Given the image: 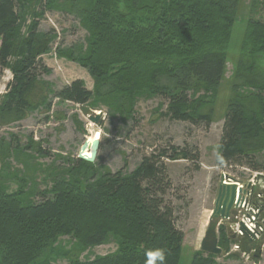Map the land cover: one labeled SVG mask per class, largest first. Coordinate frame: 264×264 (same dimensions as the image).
Returning a JSON list of instances; mask_svg holds the SVG:
<instances>
[{"label":"trees","instance_id":"obj_1","mask_svg":"<svg viewBox=\"0 0 264 264\" xmlns=\"http://www.w3.org/2000/svg\"><path fill=\"white\" fill-rule=\"evenodd\" d=\"M241 4L242 0H0V83L5 71L12 73L6 92L0 94V127L24 120L41 104L35 102L37 91L44 75L52 73L43 56L53 50L57 33L53 28L43 32L40 24L53 12L73 17L86 30L84 41L61 42L55 50L58 57L87 69L93 87L76 79L49 88L51 99L42 97L49 110L57 99L106 109L111 120L130 124L137 120L139 102L161 99L160 118L209 127L227 73L224 38L238 21ZM249 9L216 162L263 172L264 0H251ZM168 146L153 149L133 169L125 165L112 171L99 156L89 162L53 155L33 134L26 143L14 135L7 141L1 138L0 264H41L42 251L61 236L71 237L74 247L53 246L45 264L61 258L69 260L67 264H148L147 253L157 249L164 251L166 264H180L186 256L185 233L177 225L176 206L168 200L172 181L166 161L182 158L195 163L200 157L188 145ZM38 158H50L51 163L44 169ZM111 242L116 251L80 258ZM233 242L221 226L219 245L228 252ZM217 258L198 250L189 264H222Z\"/></svg>","mask_w":264,"mask_h":264},{"label":"rangeland","instance_id":"obj_2","mask_svg":"<svg viewBox=\"0 0 264 264\" xmlns=\"http://www.w3.org/2000/svg\"><path fill=\"white\" fill-rule=\"evenodd\" d=\"M250 2L251 0H242L239 19L233 25L230 34L224 38L228 54L227 73L217 99L215 121L209 127H197L185 122L160 118L161 111H158V107L162 102L161 99L139 102L137 120L130 124H124L118 118L111 120L106 109H97L105 112L103 127L91 122L82 113V106L72 102H59L54 99L52 108L49 110L44 106V101L42 102V97L43 100L45 96L51 99L49 88H58L76 79L84 80L88 88L93 87V79L87 69L77 62L58 57L55 50L61 42L69 45L72 42L84 41L86 30L73 17L53 12L47 13L40 24V29L43 32H48L53 28L57 33V38L53 42L51 41L53 50L43 56L44 62L52 69V73L44 75L43 83L40 84L37 91L38 98L36 97L35 102L41 104L35 107L24 120L0 127V139L7 141L14 135L17 140L26 143L28 136L33 134L35 140L42 141V146L51 154L70 158L78 156L86 141L89 146L85 155L90 156L92 143L99 138L103 145L98 153L100 162L112 171L125 165H128L129 169H133L144 155L158 147L168 148L170 143L180 147L188 145L190 148H196L200 159L195 163L182 158L166 161L168 174L172 181V190L168 193V200H171L176 206L177 225L185 233L184 243L187 257L184 255L180 264H189L192 253L201 250V242L205 237L215 208L223 174L230 176L233 180L232 183L248 184L254 180L257 183V189L260 190L264 187V171H255L246 166H237V164L220 167L216 162L222 136L223 118L231 97V76L235 70L236 61L242 53L243 43L248 32L247 19ZM11 79V71H5L0 83V94L6 92ZM39 90H41L40 93ZM37 161L44 163V169L51 163L50 158H38ZM13 165L22 167L19 164L15 165V162ZM44 175L46 173H40L42 176L40 180L43 181ZM12 187L16 188V186ZM40 188H44V185ZM223 225L219 224V232ZM55 240H58L56 244L53 245L55 243L53 242L42 251V255L38 259L39 263H47L46 260L52 252L53 246L58 245L65 250L74 247L75 241L71 237L61 236ZM254 246L256 252L260 249L257 263L253 262L252 257L248 258L244 255L242 251H232L231 246L229 253L222 247L223 253L217 255V259L222 264H264V235ZM116 249L117 245L111 242L83 252L82 255L80 254V258L87 259L96 255H107ZM68 262L69 260L66 258H61L55 264H67Z\"/></svg>","mask_w":264,"mask_h":264},{"label":"water","instance_id":"obj_3","mask_svg":"<svg viewBox=\"0 0 264 264\" xmlns=\"http://www.w3.org/2000/svg\"><path fill=\"white\" fill-rule=\"evenodd\" d=\"M82 113L89 118V120L100 127L105 125V119L103 118L105 113L102 110H94L88 105L81 107ZM101 140L95 139L91 146V155H85L89 143L86 141L78 154L80 159L95 162L98 156ZM237 185L234 183H225L224 180L219 184L218 195L215 203V208L210 218V223L205 233V237L201 242V251L214 255H221L223 249L219 246V222L220 220H226L230 217L232 209L234 207V201L236 197ZM227 227V234L230 239H235L236 235L231 229V223L223 221ZM245 249H243L244 251ZM260 256V249L255 253L254 258L257 260Z\"/></svg>","mask_w":264,"mask_h":264},{"label":"built area","instance_id":"obj_4","mask_svg":"<svg viewBox=\"0 0 264 264\" xmlns=\"http://www.w3.org/2000/svg\"><path fill=\"white\" fill-rule=\"evenodd\" d=\"M222 179L225 183L233 182L226 174H223ZM236 184L235 213L232 215L235 221L233 230L239 237L259 239L264 234V187L257 189L254 180L248 184L241 182ZM232 250L239 251L240 245H233Z\"/></svg>","mask_w":264,"mask_h":264},{"label":"clouds","instance_id":"obj_5","mask_svg":"<svg viewBox=\"0 0 264 264\" xmlns=\"http://www.w3.org/2000/svg\"><path fill=\"white\" fill-rule=\"evenodd\" d=\"M147 255L150 257L148 264H166V256L163 250L157 249L149 251Z\"/></svg>","mask_w":264,"mask_h":264}]
</instances>
